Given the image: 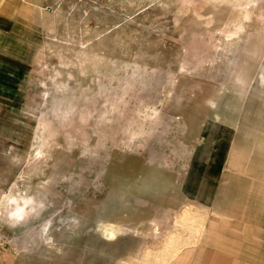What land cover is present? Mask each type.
I'll return each instance as SVG.
<instances>
[{"label":"rangeland","instance_id":"obj_1","mask_svg":"<svg viewBox=\"0 0 264 264\" xmlns=\"http://www.w3.org/2000/svg\"><path fill=\"white\" fill-rule=\"evenodd\" d=\"M29 3L0 116V264H167L219 217L202 201L244 182L229 154L264 151V0Z\"/></svg>","mask_w":264,"mask_h":264},{"label":"crops","instance_id":"obj_2","mask_svg":"<svg viewBox=\"0 0 264 264\" xmlns=\"http://www.w3.org/2000/svg\"><path fill=\"white\" fill-rule=\"evenodd\" d=\"M29 1L0 0V116L5 108L16 107L23 89L22 81L15 78L16 69L6 66L16 64L18 57L13 56L12 49L20 48V44L14 40L27 32L30 20L34 22L33 16L27 13L34 9ZM263 153L260 148L249 158L229 154V162H245L244 182L232 184L228 180L226 202L215 196L207 203L202 201L208 210H218L219 217L195 219L190 233L179 234L178 251L167 259V264H264ZM220 187L224 189L225 186ZM17 204V209L12 212L16 216L21 212L19 204L22 202Z\"/></svg>","mask_w":264,"mask_h":264}]
</instances>
